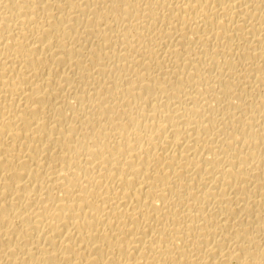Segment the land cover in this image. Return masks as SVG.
I'll return each instance as SVG.
<instances>
[{
    "label": "bare ground",
    "instance_id": "1",
    "mask_svg": "<svg viewBox=\"0 0 264 264\" xmlns=\"http://www.w3.org/2000/svg\"><path fill=\"white\" fill-rule=\"evenodd\" d=\"M0 264H264V0H0Z\"/></svg>",
    "mask_w": 264,
    "mask_h": 264
}]
</instances>
